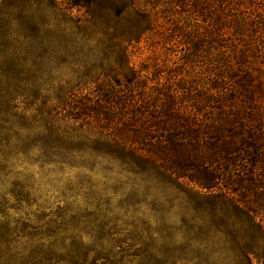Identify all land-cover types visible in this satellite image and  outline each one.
I'll return each instance as SVG.
<instances>
[{
	"label": "trees",
	"instance_id": "1",
	"mask_svg": "<svg viewBox=\"0 0 264 264\" xmlns=\"http://www.w3.org/2000/svg\"><path fill=\"white\" fill-rule=\"evenodd\" d=\"M146 1L147 10L134 0L41 1L71 21L59 38L73 39L84 61H76L83 71L74 85L58 87L37 111L39 166L84 173L88 189L128 188L110 195L122 200L106 203L105 218L148 232L153 264H264V113L248 92V63L264 61L258 3L168 0L152 14L162 2ZM167 6L182 10L187 24L165 22L164 59L155 52L135 66L130 48L159 34ZM11 158L0 155V164ZM87 260L75 255L65 264H95Z\"/></svg>",
	"mask_w": 264,
	"mask_h": 264
},
{
	"label": "rangeland",
	"instance_id": "2",
	"mask_svg": "<svg viewBox=\"0 0 264 264\" xmlns=\"http://www.w3.org/2000/svg\"><path fill=\"white\" fill-rule=\"evenodd\" d=\"M41 1L0 0V155L12 156L9 165L0 164V264H38L41 259L51 262L42 260L39 264L59 261L65 264L72 262L75 255H86L87 263L95 260V264H153L154 254L150 250L153 237L148 232L124 229L123 222H118L115 228L114 215L105 218L106 203L114 208L122 200L110 195L114 192L127 195L128 188L106 189L99 183L98 187L88 189L80 185L84 173L68 167L62 168V173L55 165L39 166L38 161L44 158L39 152L37 111L43 103L53 100L58 87L74 85L83 71L76 61H84L74 53L73 39L59 38V29H67L71 21L59 17L52 8L41 5ZM254 1L258 3L256 13L261 17L259 27L264 30L259 10L264 13V0ZM160 2L152 5V14H159L161 5L168 0ZM134 4L140 9L150 8L146 0H134ZM181 11L167 6L158 20L159 34L153 33L130 48L135 66L150 61L155 52L164 59L169 46L164 48L159 37L167 36L165 22L184 29L187 22ZM82 13L73 11L77 17ZM44 57L48 60L45 64ZM260 61L248 63L254 75L248 92L253 93V107L261 115L259 111L264 113V82H261L264 61ZM242 71L250 74L249 70ZM238 86L236 81L234 87ZM260 125L264 127V122ZM3 140L9 144L1 143ZM240 166L242 163L237 162L232 167L235 174ZM104 193L107 198L102 196ZM121 217L119 213L118 219ZM194 255L189 253L188 257Z\"/></svg>",
	"mask_w": 264,
	"mask_h": 264
}]
</instances>
